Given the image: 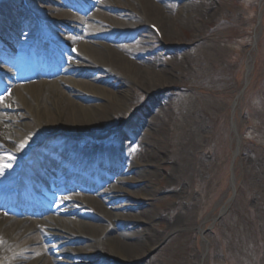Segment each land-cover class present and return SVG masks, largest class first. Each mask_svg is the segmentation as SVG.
<instances>
[{
  "label": "rangeland",
  "instance_id": "1",
  "mask_svg": "<svg viewBox=\"0 0 264 264\" xmlns=\"http://www.w3.org/2000/svg\"><path fill=\"white\" fill-rule=\"evenodd\" d=\"M5 1L0 0V5ZM15 1L26 12L19 0ZM28 1L42 20L59 15L58 10H63L72 11L86 21V26L68 19L61 21V26L49 22L45 33L51 45L47 44L48 50L45 47L42 50V60H46L43 66L48 73L53 69L51 75L44 77L46 80L55 81L65 91L74 88L80 94L78 100L97 105V119L93 123L102 132L93 131L87 136V141L95 142L90 145V150L101 149L102 140L119 138L130 143L126 150L128 162L147 148L158 158L155 163L145 166V172L144 165L140 164L134 175L124 171L117 162H109L107 171L103 169L84 182L76 180L67 185L71 171L68 168L59 173L49 170L54 174L52 176L39 175L36 184L44 186L50 198L37 201L25 212L13 215L16 219L35 220V230L26 236L39 234L40 241L29 246H43L42 257L48 264L93 263L97 253H108V246L92 245L96 243L98 232L89 225L108 224L97 203L105 206L107 194L117 195L112 191L102 193L103 190L118 185L130 194H136L137 186L121 184V180L132 176L138 178L149 171L153 176L147 179V190L141 192L150 190L149 193L155 194L152 200L146 201L152 219L143 227L150 235L152 247L145 252L142 264H264V3L261 4V0H197L199 16H188L189 24L172 28L168 22V30L155 17L149 16L144 23L147 30L142 37L144 44H139L138 48L143 52L161 47L159 57L165 61L162 62L164 70L172 74L170 81L174 85L167 89H146L141 84L148 85L153 76L134 72L135 80L142 76V80H138L140 84L136 87L128 85L107 101L91 95L87 85L70 86L71 83L60 81L61 77H70L61 68L68 65L71 52H85L74 41L68 43L66 40L73 34L82 38L86 28L96 33L109 29L103 23L114 18L117 6L139 9L140 2ZM184 6L174 7L173 19L182 18ZM1 15L5 19L0 20V62L3 63L0 66L3 71H0V103L6 100L23 102L25 97L28 108L5 112L15 113L16 118L19 114L24 115L14 121L19 131H24V122L39 131L35 119L37 113L31 106L33 89L29 91L6 84L5 76L16 71L15 59L18 58L16 53H11L14 48L11 40L15 38V44H19L17 35L24 31L11 23L7 12ZM149 24L157 25L162 36L155 35ZM26 30L31 31V28ZM135 38L122 43L130 44ZM98 40L102 44L108 43L105 38ZM79 41L80 38L76 42ZM109 59L98 57L100 62ZM248 63L249 77L245 84ZM105 75L118 82L121 80L114 70ZM47 86L42 87L44 94ZM234 101H237L235 106ZM152 122L154 126L150 127ZM233 124L240 140L238 154L234 157ZM85 144L64 155H81ZM26 151L27 148H20L17 155ZM8 154L9 151H0V155ZM82 157L84 159V155ZM56 165L58 168L59 162ZM9 174L13 178L12 173ZM117 178L120 179L118 184ZM63 198L66 203L56 205L58 199ZM67 206L69 208L64 209ZM225 207L227 209L222 212ZM109 210L119 216L114 220L121 230L137 229L134 220L121 218L123 213L132 210ZM44 223L58 224L66 229L62 231L66 235L69 230L70 234L86 239L55 246L53 243L57 240L52 241L43 233L47 228ZM54 231L60 232L59 229ZM202 237L208 242L206 251ZM32 256L31 251L30 258Z\"/></svg>",
  "mask_w": 264,
  "mask_h": 264
},
{
  "label": "bare ground",
  "instance_id": "2",
  "mask_svg": "<svg viewBox=\"0 0 264 264\" xmlns=\"http://www.w3.org/2000/svg\"><path fill=\"white\" fill-rule=\"evenodd\" d=\"M49 1L51 3L56 2L55 0ZM137 1L140 2L139 9L123 8L121 5L117 6L114 18L103 23L109 29L106 28L105 31H97L96 33V31L86 28L87 30L82 34V38L77 34H73L66 40L68 43L74 41L85 52L82 53L75 50L71 52L68 58V65L61 68L62 72H68L70 77H61L60 81L64 84L71 83L69 84L70 86L87 85L91 95L103 97L107 101H111L112 97H116V94L124 91L123 89L127 88L128 85L136 87L140 84L142 76L135 80L132 77L134 72L140 75L143 73L153 76L151 83L148 85L141 84L146 89L149 87L156 89L166 87L165 89H167L169 85H174L170 81L172 74L164 70L163 63L165 61L159 57L158 52L161 47H153L148 51L142 52L138 48V45L144 44L142 37L144 33H147L144 23L149 16L155 17L165 30H168L170 26L172 28L181 24H189L190 19L188 16H199L200 10L195 4L197 0ZM263 3L264 0H261V4ZM182 4L186 7L184 15L182 18L173 19L174 7ZM4 12L8 13L11 23H15L19 26L20 31H24L17 35L19 44H15V38L11 40V43H13L12 47H14L11 49V53H16L18 56L15 59L17 69L14 73H9L8 76H5L7 79L6 84L15 88L33 89L31 106L33 111L37 113L35 119L40 130L37 131L29 122H24V131H19L14 121H17L19 117H24V115L19 114L16 118L15 113L5 112L6 110L15 108H28L27 103L24 101V96V100L22 101L25 104L21 101L18 103L6 102L7 100L4 103H0V119L3 120V122H0V151H9L10 153L8 155H0V172H4L0 173V185L7 184L8 179L6 176L11 169L15 170L18 165L21 155H17V150L20 148H27V152L30 153L24 164L26 167L31 166L33 168L35 180L38 174L44 172L46 166L52 168L57 162H60L61 165L57 173L64 172L67 168L69 170L73 168L67 178L66 185L68 182L72 184L76 180L84 182L87 176L77 173V170L80 168L77 160L72 156L68 157L69 155L64 154L73 149H79L84 142L89 147L94 141H87V136L93 131L102 132L93 123L97 119V105L87 104L83 100H78L77 98L80 97V94L74 88L65 91L55 84V81L49 82L44 78L51 75L53 69H50L48 73L47 69L43 66L44 62H46L45 59L42 60V50L44 49L45 41L41 35L49 22L57 23L61 26V21L68 19V21H80V25L84 23L86 26V21L72 11L58 10L57 13L59 15L45 19L42 29H38L36 23L33 25L22 8L16 4L15 0H7L0 5V20L5 19L1 15ZM89 18L93 17L89 16ZM168 22H170V26ZM30 28L31 31L26 30ZM53 35L56 38L58 37L57 34ZM53 35L52 37L55 38ZM89 37H91L90 40L88 39ZM132 37L136 38L130 44L122 43ZM79 38L81 39L79 41L80 44L76 42ZM100 38H105L108 43L102 44L98 40ZM30 40L32 44L28 52L25 53V46L28 45L26 42ZM99 56L101 59L104 57L110 59L100 62L98 60ZM2 64L0 62V66ZM109 70H114L121 80L119 79L120 81L118 82L112 80L110 77L108 78L105 73ZM0 71H2L1 68ZM44 85H48L45 94L43 93L44 90L42 91ZM166 93L168 94V92ZM175 95L178 97V94ZM236 100L238 101V99ZM237 101H235V104H237ZM1 109L4 111L2 112ZM152 126H154L153 122L150 127ZM155 128H157V124ZM232 132L234 140L238 142V134L234 124ZM100 144L106 146L107 149L104 156L110 163L117 162L124 171H131L133 175L135 169L140 164L144 165L143 171L145 172V166L155 163L158 159L147 148L144 150V153L138 157L133 156V159H130L128 162L126 150L130 143L119 138H115L112 141L102 140ZM90 153V151L86 152V159ZM95 153L94 162L92 163L95 169L93 166L87 168L90 170L93 168V175H97L100 170L99 166L101 165L97 162L103 164L105 160V157L102 155L101 159L98 160V154L97 152ZM88 164L85 162L86 166ZM107 169L108 167L104 168V171H107ZM152 176L153 173L150 175V172L146 171V174L144 173L138 178L132 176L128 180H121V184L129 187L137 186L138 188L135 192L137 196L136 194H130L118 185H113L105 191L103 190L102 193H110L111 191L117 193L114 196H108L107 194L105 206H102L100 202L97 203V206L103 210L101 214L102 218L108 224H90L89 226L98 232L95 238L96 243L92 245L101 246L105 244L108 246V253L102 254L100 253L102 251H100L96 254L97 257L94 256L93 263L90 264H142L145 252L152 247L150 235L143 228L144 224L152 219L146 201L152 200L155 194L149 193L150 190L145 193L141 192V190L147 188V179L152 178ZM118 183H120V179L117 178L116 184ZM66 185L65 187H67ZM36 197L37 192L34 191H25L24 197L16 200H11L0 194V264H48L47 260L42 257L43 246H36L34 248L29 246L40 241L39 234L26 236L30 231L35 230V220L28 218L16 219L13 216L14 214L25 212V207L30 204L29 201L35 200ZM65 203V198L58 199L56 205ZM66 208L69 207L67 206L64 209ZM109 208L132 210V212L123 213L121 218L134 220L137 223V229L129 232L121 230L114 220L115 218H119V216L114 215ZM27 220H29L28 224L25 223ZM39 222H42V220ZM57 222L59 221L57 220ZM44 225H47V228L43 229V233L52 241L57 240L53 243L55 246L63 243L70 244L79 239H86V237L83 238L70 234L69 230L68 235H66L65 232H62L66 229L60 227L58 224L48 225L44 223ZM54 229H59L60 232L54 231ZM31 251L33 256L30 258ZM110 258H113L114 262H111Z\"/></svg>",
  "mask_w": 264,
  "mask_h": 264
},
{
  "label": "water",
  "instance_id": "3",
  "mask_svg": "<svg viewBox=\"0 0 264 264\" xmlns=\"http://www.w3.org/2000/svg\"><path fill=\"white\" fill-rule=\"evenodd\" d=\"M247 83V81H246ZM239 142V141H238ZM238 153V145L236 146V151L234 152V155H236ZM233 181H234V177L231 176V185L233 186Z\"/></svg>",
  "mask_w": 264,
  "mask_h": 264
}]
</instances>
